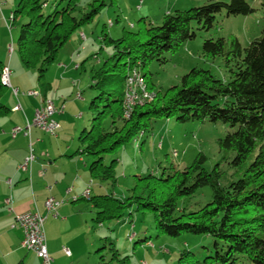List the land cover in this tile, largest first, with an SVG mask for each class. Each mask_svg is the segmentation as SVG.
Instances as JSON below:
<instances>
[{
    "label": "trees",
    "instance_id": "16d2710c",
    "mask_svg": "<svg viewBox=\"0 0 264 264\" xmlns=\"http://www.w3.org/2000/svg\"><path fill=\"white\" fill-rule=\"evenodd\" d=\"M65 1L66 6L56 7L49 14L44 12L47 0H20L13 11V24L19 18L26 19L20 26L17 46L22 64L37 72L40 82L73 34L118 0H92L80 17L75 12L81 0ZM261 5L264 10V0ZM224 10L229 16L250 15L256 8L247 0H210L202 6L167 13L160 25L142 18L137 31L124 29L117 39L103 30L104 44L112 51L102 66L92 69L91 87L99 93L91 103V129H84L79 137L82 153L92 157L90 176L115 185L118 159L116 156L107 163L105 155L115 154L138 137L143 138L159 119L223 122L233 128L219 139L221 150L235 152L231 164L238 174L237 179L225 185L221 164L207 170L208 157L200 152L184 168L172 164L170 171L161 175H135L134 186L124 198L113 194L90 198L97 210L94 221L98 224L122 220L126 211L134 208L143 214L154 213L159 235L190 233L215 238V255L200 260L193 251L184 250L178 264H264V29L247 47L236 36L205 39L204 56L222 57L228 74L225 77L195 66L181 77L179 85L156 91L153 74L147 71L151 63H166V53L176 52L196 37L193 22L198 29L208 31ZM4 65L0 59V117L11 112L3 101L7 93L2 82ZM135 68L140 69L155 96L135 105L127 114V83ZM48 87L45 83L44 92ZM107 119L111 120L109 125L105 123ZM256 150L255 158L247 164ZM205 186L211 187L212 200L198 210L180 211V202L191 199ZM218 240L224 241L226 250L218 247ZM113 249L115 257L121 254L115 245Z\"/></svg>",
    "mask_w": 264,
    "mask_h": 264
},
{
    "label": "rangeland",
    "instance_id": "374dc122",
    "mask_svg": "<svg viewBox=\"0 0 264 264\" xmlns=\"http://www.w3.org/2000/svg\"><path fill=\"white\" fill-rule=\"evenodd\" d=\"M209 1L118 0L116 4L108 5L92 22L83 25L73 34L61 49L58 60L46 72L44 79L40 82L38 73L22 64L17 49L20 26L26 20L19 18L13 24V11L17 8L20 0H0V59L10 67V79L16 68L19 70L24 68L26 70L24 72L27 73L26 78L36 84L35 88L30 90L23 87L20 92L19 88L12 84V87H7V92L11 89L14 96H22L23 94L30 96L29 92L37 91L39 94L35 95L34 98L42 100L44 84L51 85L47 91L48 96L58 103V106L63 105L62 108H58L55 102L48 98L54 102L59 110L55 115L59 123L56 133L60 134L63 130L62 139L71 141L73 138V143L77 147L80 144L79 137L84 124L91 129L94 116L91 103L99 93V90L91 87L93 84L92 69H98L102 66L112 51L111 46L104 44L103 30L112 38L117 39L123 35L124 29L137 31L139 21L142 18H146L155 25H160L167 13L174 14L177 10L202 6ZM222 1L229 2L230 0ZM247 1L256 8L254 13L229 16L224 10L217 14L214 27L208 31L198 29V24L193 22L192 27L196 31L194 39L186 41L176 52L166 53L168 59L166 63L161 64L158 61L151 63L147 71L153 74L152 80L156 91H165L173 85H179L181 77L195 66L210 69L214 74L221 77L228 75L222 57L210 59L204 56L203 43L207 38L224 37L229 39L236 36L242 45L247 47L252 40L260 37L264 29V10L261 0ZM91 2L92 0H81L75 15L80 17L88 10V5ZM66 5L67 1L65 0H47L44 12L49 14L56 7L61 9ZM80 33H85L86 40L82 37L79 40ZM3 36L8 37V45L2 44ZM75 54H81V58H75ZM60 63L66 65L67 69L69 68L66 75L61 74L66 69L59 72ZM28 74H32V80L29 79L30 75L28 76ZM20 75L22 73H19ZM15 89H18V93H15ZM64 104H68L66 110ZM71 104L77 105V111L76 113L73 112V115L70 112V108L73 107ZM60 111L63 112L60 113ZM161 120L165 124V128L157 132ZM110 122L111 120L107 119L105 123L109 125ZM75 128H77L76 132H74ZM154 130L145 132L144 149H140L143 138L138 137L136 139L139 142L136 147L137 151H135L136 142L134 140L127 147L125 146L127 152L123 147L115 154L105 155L107 163H110L119 154L125 155L123 162L116 165L118 179L120 178L119 183L113 186L112 183L106 182L109 194H112L114 190L124 189L126 195H129L130 189L134 186L133 181L135 183L136 174L143 171L147 173L153 169V171L158 172V175H161L164 171L169 172L172 164H178L179 168H184L191 165L200 152L208 157L205 163L207 170H213L215 165L221 164V169L224 172L222 178L224 185L237 179V168L231 164L235 152L221 150L219 147V139L233 131L229 124L197 120L180 122L176 117H172L159 119L154 124ZM154 136H157L155 140H153ZM163 142H165L164 147L161 144ZM174 152L177 155H174ZM257 152L258 150L252 154L247 164L255 158ZM86 158L92 162L91 156L87 155ZM211 200L212 189L210 186H205L191 199L182 200L180 211L182 208H185L187 212L198 210ZM130 213H132L131 217ZM158 232L153 212L143 214L132 208L131 211H126L124 219L108 221L104 224L96 223L91 217L88 228L77 226L76 230L68 236L70 239L74 237L73 255L69 257L68 261L72 262L71 264H178L180 254L184 250L193 251L200 260H204L206 256L215 255L217 252L216 240L210 235L186 233L175 237L166 234L159 235ZM111 243H114L121 253L119 256L115 257L114 245ZM218 247L224 250L227 248L222 240H218Z\"/></svg>",
    "mask_w": 264,
    "mask_h": 264
},
{
    "label": "crops",
    "instance_id": "0c3cea01",
    "mask_svg": "<svg viewBox=\"0 0 264 264\" xmlns=\"http://www.w3.org/2000/svg\"><path fill=\"white\" fill-rule=\"evenodd\" d=\"M78 37L81 40V33ZM2 42L8 45V37L3 36ZM75 58L80 59L81 54H75ZM76 65L79 66L78 63ZM68 69L62 63L58 66L59 72L63 70L61 74L64 75L68 73ZM24 71H26L24 68L20 70L16 68L11 78L12 84L19 88V92L23 87L30 90L36 87L35 82H30L26 78L27 73ZM19 73L22 75L19 76ZM28 76L29 79H33L32 74ZM48 88L50 89L51 85ZM47 91L42 92V100L34 98L35 95L14 96L11 89L4 96L3 101L10 107L11 112L0 117V264H44L34 251L22 246L23 230L19 226H12L16 222L17 215L26 211H38L47 216L45 235L53 264H71L72 262L68 259L73 255L74 237L70 239L68 236L76 230L77 226L88 228L91 217L95 218L97 210L90 198L99 194H109L106 182H99L90 176L91 161L86 158L87 155L82 153L80 144L75 147L73 138L71 141L62 139L63 130L60 134L52 135L32 126L30 134L26 133L28 122L33 120L36 109L42 105L44 99L53 100L48 96ZM18 104L21 105V109L15 110ZM55 105L58 108L63 107V105L58 106L56 102ZM67 105L64 104L65 110L68 108ZM72 106L70 112L73 115V112L77 111V105ZM164 125L161 120L157 132L163 130ZM16 126H20L23 130L13 137L11 132ZM61 126L62 124L60 128ZM84 129H88L85 124L82 131ZM76 130L77 128L74 132ZM156 137L154 136L153 140ZM145 139L144 136L141 150L144 149ZM135 142V151H137L136 147L139 142L137 140ZM164 143H161L163 147ZM126 147L124 150L127 152ZM31 152L35 159L30 170L25 172L20 169V165ZM124 157V154L117 155V165L123 162ZM161 166L160 163V168ZM175 166L179 168L178 164ZM148 172L158 175V172L153 169ZM142 174L146 172L143 171L136 175ZM119 181L120 178L117 183ZM87 189H90L89 196H85ZM112 194L118 198L127 196L124 189L114 190ZM50 197L64 201L57 209V214L48 212L46 209L45 202ZM7 198L11 200L10 205L5 204ZM68 248L71 252L70 256L65 252Z\"/></svg>",
    "mask_w": 264,
    "mask_h": 264
},
{
    "label": "built area",
    "instance_id": "2783aa9c",
    "mask_svg": "<svg viewBox=\"0 0 264 264\" xmlns=\"http://www.w3.org/2000/svg\"><path fill=\"white\" fill-rule=\"evenodd\" d=\"M81 37L82 39L86 40L85 34L81 33ZM10 76L11 69L8 66L6 82L10 83V87H12ZM15 93H18V89H15ZM29 95H34V91L29 92ZM149 101L151 100L141 99L140 92L136 91L132 87V91L126 94V112L130 113L135 105ZM19 109H21L20 104L16 106V110ZM57 112H59V110L54 105V102L47 99V106H40L36 110L33 120L31 122H28L26 133L30 134L31 127L35 126L46 133L55 135L59 128V123L55 118ZM22 130L23 129L20 126H16L12 129V136L16 137L17 134ZM34 159L35 156L33 152H31L30 155L25 159V161L20 165V169L28 172ZM89 193L90 189H87L85 192V196H88ZM63 202V200H58L54 197H50L46 200L45 206L48 212L57 213V209L63 204ZM10 203V198H7L5 200V204L10 205ZM46 219L47 216L40 214L38 211H26L17 215L16 222L12 226H19L23 230L24 237L22 246L24 248L34 251L37 256L42 259L44 264H53V258L49 253L45 235ZM65 252L67 255H71L69 249H65Z\"/></svg>",
    "mask_w": 264,
    "mask_h": 264
},
{
    "label": "bare ground",
    "instance_id": "6f19581e",
    "mask_svg": "<svg viewBox=\"0 0 264 264\" xmlns=\"http://www.w3.org/2000/svg\"><path fill=\"white\" fill-rule=\"evenodd\" d=\"M112 24V22H111ZM85 34V33H82ZM8 70V65H4L3 70H2V82L6 87H10V83L6 82V74ZM132 87L140 92V97L141 99L145 100H153L154 99V93L151 92L148 88V85L146 83V80L144 79L142 72L140 69L135 68L129 78H128V83H127V93L132 91ZM39 92L34 91V95H38ZM126 102V101H125ZM143 104V103H141ZM41 106H47V99L43 101ZM16 110V107H15ZM127 113V112H126ZM130 114V113H127ZM174 155H177L176 152H174ZM89 196V194H88Z\"/></svg>",
    "mask_w": 264,
    "mask_h": 264
}]
</instances>
